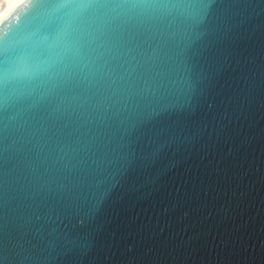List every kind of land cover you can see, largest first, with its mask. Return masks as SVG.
Segmentation results:
<instances>
[{
    "label": "water",
    "instance_id": "obj_1",
    "mask_svg": "<svg viewBox=\"0 0 264 264\" xmlns=\"http://www.w3.org/2000/svg\"><path fill=\"white\" fill-rule=\"evenodd\" d=\"M0 264H264V0H16Z\"/></svg>",
    "mask_w": 264,
    "mask_h": 264
},
{
    "label": "bare ground",
    "instance_id": "obj_2",
    "mask_svg": "<svg viewBox=\"0 0 264 264\" xmlns=\"http://www.w3.org/2000/svg\"><path fill=\"white\" fill-rule=\"evenodd\" d=\"M16 0H7L4 6H0V16L15 2Z\"/></svg>",
    "mask_w": 264,
    "mask_h": 264
},
{
    "label": "rangeland",
    "instance_id": "obj_3",
    "mask_svg": "<svg viewBox=\"0 0 264 264\" xmlns=\"http://www.w3.org/2000/svg\"><path fill=\"white\" fill-rule=\"evenodd\" d=\"M7 0H0V6H4Z\"/></svg>",
    "mask_w": 264,
    "mask_h": 264
}]
</instances>
